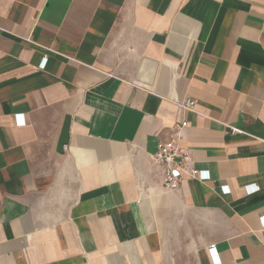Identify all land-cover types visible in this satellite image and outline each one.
<instances>
[{
  "label": "crops",
  "instance_id": "crops-1",
  "mask_svg": "<svg viewBox=\"0 0 264 264\" xmlns=\"http://www.w3.org/2000/svg\"><path fill=\"white\" fill-rule=\"evenodd\" d=\"M0 264H264V0H0Z\"/></svg>",
  "mask_w": 264,
  "mask_h": 264
},
{
  "label": "built area",
  "instance_id": "built-area-1",
  "mask_svg": "<svg viewBox=\"0 0 264 264\" xmlns=\"http://www.w3.org/2000/svg\"><path fill=\"white\" fill-rule=\"evenodd\" d=\"M184 108L187 111L193 110L195 103L190 99L184 101ZM185 123L182 125H176V133L166 143L159 142L157 145V152L153 156V162L162 168V181L164 188L168 191L177 190L185 176L192 180L208 181L209 175L205 171H197L192 168L190 152L186 148L180 146L181 136L178 131L183 129ZM233 134H241L236 129H231ZM66 151V148H64ZM258 188H253L250 192H255ZM210 250H214V246L210 247Z\"/></svg>",
  "mask_w": 264,
  "mask_h": 264
}]
</instances>
